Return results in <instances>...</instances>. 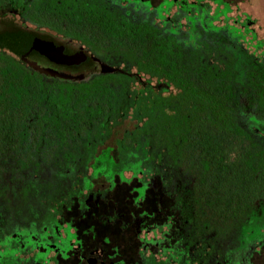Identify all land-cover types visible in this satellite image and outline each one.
Masks as SVG:
<instances>
[{
	"label": "flooded vegetation",
	"instance_id": "obj_1",
	"mask_svg": "<svg viewBox=\"0 0 264 264\" xmlns=\"http://www.w3.org/2000/svg\"><path fill=\"white\" fill-rule=\"evenodd\" d=\"M196 4V0H0L4 42L0 53L47 90L127 85L125 101L133 91L146 96L150 90L161 101L171 99L173 113L181 89L164 77L138 71L145 66L147 41L170 39L172 56L178 59L180 48L182 58L191 59L189 65L196 57L221 71L233 67L240 90L237 109L251 119L252 142L263 152L261 188L258 174L241 177V166L238 177L228 183L231 174L224 167L221 179L214 181L221 204H212L211 199L197 204L196 178L165 157L121 155L116 140L122 134L112 136L125 120L133 125L121 133L134 129L129 112L116 126L107 119V129L86 128L88 135L106 136L83 141L81 155L32 158L41 166L31 181L17 177L15 196H0V264H264V41L247 16L231 25L222 19L223 26L217 27L216 19L209 22L208 16L195 11ZM196 19H203L204 27H196ZM147 26L156 30L150 40ZM125 27L128 31L122 33ZM252 84L243 95V87ZM59 126L62 130V122ZM136 159L149 167L141 166L138 172L124 169ZM126 185H132L133 209L123 206L124 212H119L113 206L98 220L94 210L107 203L115 186ZM149 195L156 203L153 211L145 209ZM183 204L186 215L181 220ZM100 225L121 234L133 229L132 261L118 257L120 248L111 242L115 237L101 233Z\"/></svg>",
	"mask_w": 264,
	"mask_h": 264
},
{
	"label": "trees",
	"instance_id": "obj_2",
	"mask_svg": "<svg viewBox=\"0 0 264 264\" xmlns=\"http://www.w3.org/2000/svg\"><path fill=\"white\" fill-rule=\"evenodd\" d=\"M67 6L75 11L73 4L68 2ZM196 24L204 27V20L196 19ZM114 30L118 33L117 27ZM127 31L128 27L121 30ZM154 34L156 30L147 26L148 40ZM1 43L4 42L0 38ZM173 51L170 39L147 41L145 66L138 71L151 78L164 77L181 89L174 113L171 99L161 101L150 90L146 96L141 95L142 91H133L125 101L127 85H115L112 89L98 83L79 90H47L10 57L0 53V196H15L18 179L31 181L32 173L41 166L32 158L64 153L68 156L71 152L81 155L83 141L106 136L101 132L88 135L86 128L107 129V119L116 126L118 118H126L129 112L136 126L116 140L121 155L130 159L165 157L171 165L196 178L194 188L200 189L195 196L197 204H205L207 199L221 204L220 187L214 181L221 179L224 167L231 174L227 176L228 183L238 177L237 166L242 167L244 179V175L258 174L260 189L263 152L252 142L251 119L237 109L240 90L236 89L234 68L221 71L204 66L196 57L189 65L191 59H183L180 48L178 59L172 56ZM252 86L245 85L243 95ZM238 157L241 162H237ZM138 161L130 160L126 166L134 172L140 171L141 166L149 167Z\"/></svg>",
	"mask_w": 264,
	"mask_h": 264
},
{
	"label": "rangeland",
	"instance_id": "obj_3",
	"mask_svg": "<svg viewBox=\"0 0 264 264\" xmlns=\"http://www.w3.org/2000/svg\"><path fill=\"white\" fill-rule=\"evenodd\" d=\"M158 1V0H156ZM197 4L194 6L195 11H199L202 15L208 16V19L214 22V25L217 27H222L223 22L228 20V24L231 25L234 20L239 19L243 20L245 16L249 18L250 21L253 22L252 29L257 34L259 40L264 41V0H196ZM205 1V2H203ZM203 2V3H200ZM225 2V3H224ZM227 3V4H226ZM229 5V6H228ZM221 7V8H220ZM218 16L220 20L217 21ZM225 17V18H224ZM154 84V82L152 83ZM133 125L129 120H125L120 124V127L114 130L113 139H117L122 133L124 128H130ZM129 166H124V169L128 170ZM185 187L184 185H180V187ZM132 185L128 186H115L112 195L109 197L107 203H100L99 208L94 210V215L100 220L103 216H107L110 212L111 207H119V212H124L123 206L125 209H133L131 207L133 194L131 192ZM156 192L154 193V195ZM185 198L183 197V200ZM147 200V198H146ZM154 200L153 195H149L148 197V205L145 207L148 211H153L156 209V203L152 204ZM184 209L185 204H183ZM181 211V220L186 215V209ZM137 213V211H132V214ZM131 214H128V216ZM165 220V218H164ZM152 221H156L155 218ZM80 224V223H79ZM105 226V227H104ZM99 229L101 233L107 232L112 237L115 238L111 240L116 246H119V255L118 257L126 258L127 261H132L134 259V251L136 248L135 242L131 239L134 238L133 229H130V234L127 231L124 234H121L111 227L107 225H100ZM125 238V239H123ZM130 242V243H129ZM133 244V245H132ZM107 247V252H109ZM264 252V251H263ZM112 254V253H111ZM117 257V258H118ZM263 263V262H262ZM260 263V264H262Z\"/></svg>",
	"mask_w": 264,
	"mask_h": 264
},
{
	"label": "water",
	"instance_id": "obj_4",
	"mask_svg": "<svg viewBox=\"0 0 264 264\" xmlns=\"http://www.w3.org/2000/svg\"><path fill=\"white\" fill-rule=\"evenodd\" d=\"M38 45H39V44L34 45V47H38ZM42 47H44V46H42ZM47 47L49 48L50 46H47ZM46 74H48V72H46Z\"/></svg>",
	"mask_w": 264,
	"mask_h": 264
}]
</instances>
